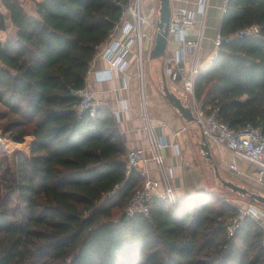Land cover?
<instances>
[{
	"label": "trees",
	"instance_id": "trees-1",
	"mask_svg": "<svg viewBox=\"0 0 264 264\" xmlns=\"http://www.w3.org/2000/svg\"><path fill=\"white\" fill-rule=\"evenodd\" d=\"M129 1L41 0L31 15L1 0L0 31L12 33L0 40V129L34 140L28 156L0 158V264H264L260 227L246 219L228 236L236 208L212 192L122 215L143 179L127 174L111 110L78 116L73 92ZM220 37L230 39L196 76L195 100L264 137V0H227Z\"/></svg>",
	"mask_w": 264,
	"mask_h": 264
},
{
	"label": "crops",
	"instance_id": "crops-1",
	"mask_svg": "<svg viewBox=\"0 0 264 264\" xmlns=\"http://www.w3.org/2000/svg\"><path fill=\"white\" fill-rule=\"evenodd\" d=\"M201 3H204V5L200 6ZM226 4L227 0H170L171 14L178 9H186L195 15V24L188 31V39H197L201 34V47L195 57L188 58V62L185 65L186 71L195 67L199 73L212 63L218 51L214 47V42L220 37L221 21L223 20ZM142 10L148 21L156 25L160 10L159 0H142ZM0 12L7 17V12L3 8L1 0ZM127 22H132L131 18H127ZM11 28L12 26L8 25L6 31H0L1 41H4L5 38L10 36ZM144 34L146 38L143 46L144 62L141 80L138 64L136 63L137 48L136 45H132L131 52L126 57L128 66L125 71L122 73H114L109 79L106 78L105 74H98L107 70L108 64L97 54L91 63L90 70L92 73L86 78V86L94 92L95 97L102 103V107L110 109L115 115L127 151L136 149L145 152L147 162L143 165L142 170L146 172L150 179L157 181L159 176L154 162L151 161L148 142L143 130L144 123L141 118V90L143 88L147 109L152 118L156 133L165 136L170 145H177V150L170 147L163 151L166 164L173 169L174 177L172 184L177 198L209 192L206 183V177L208 175L206 174L207 170H205L202 154L206 160L214 164V173L216 161H226L227 166L220 167L230 170V165L236 167L235 158L238 160V157L214 141L207 140L205 143L208 145L211 158L208 159L205 157L200 147L203 138L199 127L193 123L194 119L192 122H187L172 107L163 93L162 87L165 78L168 90L174 93L184 106L191 109L194 118L192 99L187 95L184 99L180 98V95L184 94L182 89H180V85L178 83H172L166 75L167 60L172 57L173 52L177 49L178 42L173 38L169 40L165 56L158 59L159 67L154 71L156 76V80H154L149 72V68H146L145 63L150 59V51L155 40V31H152L149 27H145ZM110 39L121 42L126 40L125 36L119 31H115ZM193 126H197L198 131ZM181 129L184 130L174 137L173 134ZM192 129L194 130L191 131ZM239 161L240 165L238 164L236 167L237 172H234L237 173L236 176L239 180L257 185L260 187H258L260 190L263 189L257 183L256 168L240 159ZM260 195L264 196V192ZM254 203L256 202L254 201ZM260 208L264 210V207Z\"/></svg>",
	"mask_w": 264,
	"mask_h": 264
},
{
	"label": "built area",
	"instance_id": "built-area-1",
	"mask_svg": "<svg viewBox=\"0 0 264 264\" xmlns=\"http://www.w3.org/2000/svg\"><path fill=\"white\" fill-rule=\"evenodd\" d=\"M203 5L204 3L200 4V6ZM142 11V0H130L123 7L122 17L114 32H121L126 40L121 42L110 39L99 48L97 54L108 64V69L103 71V73H98L99 75L105 74L106 78L109 79L114 73L124 72L128 66L126 57L131 52L132 45H136V63L138 64L141 80L144 62L143 46L146 38L144 28H151L152 31H155V34L157 32L155 24L148 21ZM127 18H131L132 22H127ZM194 24L195 15L191 11L178 9L171 14L168 42L173 38L178 42V47L173 52L172 57L167 60L166 75L172 83H178L184 94L192 99L194 107L193 123L199 127L202 138L205 141H214L243 162L254 166L257 170V183L264 190V137L261 132L250 125L233 130L228 124L219 119L216 110L208 112L207 109H204L195 100L194 81L198 74V69L195 67L189 71L185 69L188 58L195 57L201 47V34L197 39H188V31L193 28ZM258 31V27L254 26L235 33L234 37L253 36ZM229 39L218 37L214 42V47L218 50L221 43L223 41L228 42ZM91 73V70H89L87 76ZM97 78L99 79V77ZM73 95L78 99L75 107L78 116L85 114L93 118L97 110L102 107V103L86 85L84 88L74 91ZM141 118L144 123L143 130L148 142V151L151 155V161L155 164L159 178L157 181L152 180L142 170L143 165L147 162L143 150L132 149L127 151V174L132 170L137 171L143 179V185L134 193L126 205L124 212L126 218H132L139 214H147L151 204L155 200L174 203L178 199L172 184L174 177L173 169L166 164L163 154V151L170 147L177 150V145H170L165 136L156 133L152 118L147 109L143 88L141 90ZM183 130L176 131L173 136L176 137ZM229 169L231 172H237L234 165H230ZM234 207L236 208V213L226 222L228 236H232L243 224L244 220L251 219L260 227L264 243V210L257 203L251 201L248 203H238Z\"/></svg>",
	"mask_w": 264,
	"mask_h": 264
},
{
	"label": "rangeland",
	"instance_id": "rangeland-1",
	"mask_svg": "<svg viewBox=\"0 0 264 264\" xmlns=\"http://www.w3.org/2000/svg\"><path fill=\"white\" fill-rule=\"evenodd\" d=\"M19 1L23 5L25 11L27 13L33 15L34 14V3L41 1V0H19ZM145 32H146V30H145ZM11 33H12V29H11ZM11 33H9V35H11ZM158 63H159L158 59H149V61L145 63L146 68L147 69L149 68V72L153 76L154 80H156V76L154 74V71L157 70V68L159 67ZM185 96H186L185 94H181L180 98L184 99ZM193 127H194V129H196L198 131L197 126H193ZM194 129H192L191 131H193ZM0 138H1V140H0V158H1V156H4L11 161L18 154H23L25 156H28L29 152H30L31 143L34 140L32 137L28 136V137L24 138L23 143H17L9 136V134H3L1 129H0ZM202 160L204 161L205 170H207L206 174L208 175L207 176L208 178L206 177V183H207L208 191L212 192L213 194H216L220 198L226 200L231 205L234 206V205H237L238 203H248L250 200L247 197L241 196L237 193H233L231 190L224 187L221 183L222 180L227 181V182H231L237 186L246 188L250 193L263 194L264 191H263V189H261L263 191L262 192L259 189L260 188L259 186L253 185L250 183H245L244 181H240L239 178L236 176L237 173L231 172L230 170H227L225 168H221V167L227 166L226 161L225 162L222 160H221V162H220V160L216 161L215 166L217 167V172L219 174V177H216L214 170H213L214 164H212V162H210L209 160H206L204 158L203 154H202ZM235 160H236L235 165L237 167L238 164L240 165V161H239V158H238V160H237V158H235ZM237 161H238V163H237ZM246 184H248V185H246ZM258 206L264 207V205L262 206L261 204H259ZM124 212H125V208H124V211H122V213H123L122 215L125 216Z\"/></svg>",
	"mask_w": 264,
	"mask_h": 264
},
{
	"label": "water",
	"instance_id": "water-1",
	"mask_svg": "<svg viewBox=\"0 0 264 264\" xmlns=\"http://www.w3.org/2000/svg\"><path fill=\"white\" fill-rule=\"evenodd\" d=\"M159 2H160L159 18L155 25L157 28V32L155 34L154 45L150 51V59H159L164 57L166 52V47L168 45L169 24L171 18L170 0H159ZM162 88L165 98L172 105V107H174L187 122H192L194 118L191 109L189 107L184 106L181 100L174 93H171L168 90L166 86L165 78ZM200 147L202 152L205 154V157L210 159L211 155L209 152V148L208 145L205 143L204 139ZM214 169H215L216 177H219L217 168L214 167ZM221 183L224 187L231 190L233 193H237L241 196L247 197L249 200H253L258 204L264 205V196L256 193H250L246 188L237 186L231 182L222 180ZM187 196L191 197L194 195H187Z\"/></svg>",
	"mask_w": 264,
	"mask_h": 264
}]
</instances>
